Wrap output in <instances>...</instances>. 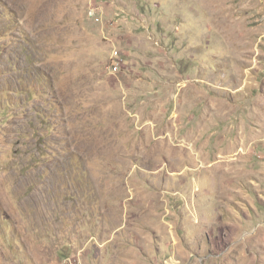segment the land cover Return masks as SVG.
Wrapping results in <instances>:
<instances>
[{
    "label": "rangeland",
    "instance_id": "1",
    "mask_svg": "<svg viewBox=\"0 0 264 264\" xmlns=\"http://www.w3.org/2000/svg\"><path fill=\"white\" fill-rule=\"evenodd\" d=\"M45 1L0 0V264H264V0Z\"/></svg>",
    "mask_w": 264,
    "mask_h": 264
},
{
    "label": "bare ground",
    "instance_id": "2",
    "mask_svg": "<svg viewBox=\"0 0 264 264\" xmlns=\"http://www.w3.org/2000/svg\"><path fill=\"white\" fill-rule=\"evenodd\" d=\"M11 1V0H10ZM32 1L33 0H12V2L14 3V4H16L19 8H21V7H24V8H26L29 4H31L32 3ZM45 1V0H44ZM46 2V1H45ZM54 0H50L49 1V10H48V12H47V17H49V15L51 14L50 12H51V10L53 9V5H54ZM58 2V1H57ZM57 2H55V3H57ZM36 4V3H35ZM44 4V3H43ZM33 6H35V5H33ZM32 5H31V8L33 7ZM58 6V5H57ZM42 7V6H41ZM28 8V7H27ZM46 8V7H45ZM21 9H23V8H21ZM26 10V9H25ZM27 12V11H26ZM28 13V12H27ZM43 16V15H42ZM46 16V15H45Z\"/></svg>",
    "mask_w": 264,
    "mask_h": 264
},
{
    "label": "built area",
    "instance_id": "3",
    "mask_svg": "<svg viewBox=\"0 0 264 264\" xmlns=\"http://www.w3.org/2000/svg\"><path fill=\"white\" fill-rule=\"evenodd\" d=\"M96 13L94 12V14L92 16H94Z\"/></svg>",
    "mask_w": 264,
    "mask_h": 264
}]
</instances>
